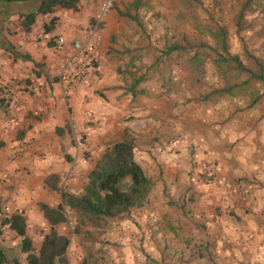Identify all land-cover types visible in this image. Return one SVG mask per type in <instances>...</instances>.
Returning <instances> with one entry per match:
<instances>
[{
	"label": "crops",
	"instance_id": "obj_1",
	"mask_svg": "<svg viewBox=\"0 0 264 264\" xmlns=\"http://www.w3.org/2000/svg\"><path fill=\"white\" fill-rule=\"evenodd\" d=\"M44 1H0V83L20 89L17 111L0 102V248L7 264H28V253L23 237L2 221L23 216L39 251L51 229L42 204L56 208L64 204L62 192L80 194L107 146L125 132L134 136L136 160L155 183L148 203L129 218L153 223L176 215L186 226L185 243L192 234L199 238L202 259L264 264L262 85L221 94L218 83L203 88L209 76L198 46L203 40L181 35L189 21L182 0H116L88 80H62L56 40L66 39L69 54L75 41L89 36L105 0L56 8L26 30L24 15ZM54 18L47 33L45 24ZM86 111L91 136L80 149L75 136L85 130ZM211 164L218 176L208 185L203 178ZM52 177L59 190L52 189Z\"/></svg>",
	"mask_w": 264,
	"mask_h": 264
},
{
	"label": "rangeland",
	"instance_id": "obj_2",
	"mask_svg": "<svg viewBox=\"0 0 264 264\" xmlns=\"http://www.w3.org/2000/svg\"><path fill=\"white\" fill-rule=\"evenodd\" d=\"M243 2L244 0H202L201 5L194 8L186 6L183 9L187 19L193 23L187 21L185 25L183 24L180 28L181 35L189 37L198 34L203 40L198 46L204 52L201 57L204 62V75H209L204 81L203 88L210 86L209 83L213 85L218 83L222 89L229 86L237 89L252 83L261 84L264 89L263 82L250 80L247 73L230 71L227 65L218 67L216 63L220 49L209 31L217 30L220 26L228 33L229 53L238 56L245 66L258 72L256 62L245 52L237 34L235 17ZM168 10L167 14L172 18L175 15L173 6L171 5ZM248 20H253L254 28L244 32L242 37L249 52L264 62V13L257 11L248 14ZM208 54L211 60L207 59ZM216 73L218 81L215 80ZM210 74H214L213 79ZM67 215L69 221L66 222V226L59 225L56 230L64 233V228L67 227L71 241L67 253L69 264H212L211 258L202 259L200 256L202 251L197 245L199 238L193 236L195 234L190 235L187 244L185 243L184 239L188 236L184 233L186 226H181L176 215H168L153 223L142 221L138 216L122 222L110 221L101 228L90 225L81 231H76L74 213ZM192 222L194 224V220Z\"/></svg>",
	"mask_w": 264,
	"mask_h": 264
},
{
	"label": "trees",
	"instance_id": "obj_3",
	"mask_svg": "<svg viewBox=\"0 0 264 264\" xmlns=\"http://www.w3.org/2000/svg\"><path fill=\"white\" fill-rule=\"evenodd\" d=\"M5 3H26L30 0H0ZM81 0H45L39 10L25 14L24 26L30 30L39 15L53 13L56 8L78 9ZM202 4V0H182V3L191 8L193 3ZM259 11L264 13V0H244L235 17L237 34L240 37L245 52L250 56L258 67V72L248 68L238 56L229 53L230 44L228 33L224 27L209 32L219 45L218 67L227 65L229 70L239 73H247L250 80H258L264 83V62L249 52L248 46L242 34L254 28L253 20H248V14ZM57 24V18L45 24L47 33L52 32ZM206 46L205 44H202ZM234 68L232 69V66ZM233 86L216 91L221 94L231 91ZM136 140L130 133L125 132L121 138L107 146L100 160L90 172L83 191L78 194L62 192L63 205L51 208L42 204L41 208L51 229L44 236L42 245L37 251L32 240L27 236L26 219L18 214L2 221V225H9L19 236L23 237L22 252L28 253V264H69L68 249L71 244L70 238L59 233L56 227L69 220L67 209L76 217V231L84 227H104L110 221L127 219L136 208L144 207L151 192L154 189V181L145 173L135 157ZM52 180L55 178H51ZM51 183L53 190H59L58 180ZM49 180V184H50ZM8 256L0 248V264H7Z\"/></svg>",
	"mask_w": 264,
	"mask_h": 264
},
{
	"label": "built area",
	"instance_id": "obj_4",
	"mask_svg": "<svg viewBox=\"0 0 264 264\" xmlns=\"http://www.w3.org/2000/svg\"><path fill=\"white\" fill-rule=\"evenodd\" d=\"M116 0H105L99 11L96 13L94 23L89 36L75 41L72 44L70 53L67 54L68 43L64 37H60L55 42L56 50L63 55L60 76L62 80L85 81L88 80V70L93 66L96 57L95 52L98 43L101 41V30L106 18L114 7ZM20 89L18 87H6L0 83V102L9 105L14 111L19 109ZM92 113L86 111L83 119L84 132L75 136V143L78 148H83L85 140L91 136ZM218 176L216 164H211L207 168V175L204 182L213 184ZM69 217V216H68ZM69 221V220H68Z\"/></svg>",
	"mask_w": 264,
	"mask_h": 264
}]
</instances>
